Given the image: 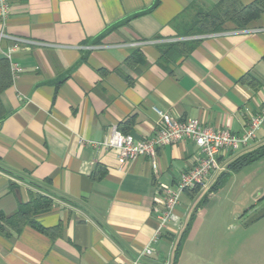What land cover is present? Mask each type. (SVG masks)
<instances>
[{
    "label": "crops",
    "instance_id": "crops-1",
    "mask_svg": "<svg viewBox=\"0 0 264 264\" xmlns=\"http://www.w3.org/2000/svg\"><path fill=\"white\" fill-rule=\"evenodd\" d=\"M219 1L9 0L0 58L22 70L0 95V214H13L30 192L52 207L35 216L47 233L29 225L0 233V264H132L147 244L153 253L139 264H201L185 242L205 221L199 206L231 161L264 144V124L247 146L217 155L204 189L181 193L179 231L164 228L153 242L159 188L197 163L198 147L175 142L154 159L120 163L94 143L113 127L135 140L152 136L153 107L243 131L264 103V11L243 28L228 21L219 32H187L197 10Z\"/></svg>",
    "mask_w": 264,
    "mask_h": 264
},
{
    "label": "built area",
    "instance_id": "built-area-1",
    "mask_svg": "<svg viewBox=\"0 0 264 264\" xmlns=\"http://www.w3.org/2000/svg\"><path fill=\"white\" fill-rule=\"evenodd\" d=\"M9 13V0H0V21L2 24L5 23ZM2 37L8 36L0 31V38ZM10 39L16 43L39 44L21 38L10 37ZM6 60L9 62L10 74L12 78H15L22 68L17 63L10 61L9 56ZM152 109L159 116L157 129L152 136L135 140L129 134H122L113 127L104 140L94 143V145L115 150L120 163L129 162L139 156L154 159L157 148L175 142L191 140L198 147L200 156L197 163L180 175L175 186L159 188L161 197L156 198V202L160 204L161 208L158 215L159 224L151 239L153 242L158 240L161 230L164 228H172L175 232L179 231L176 225L178 218L174 214L179 197L185 190L206 187L208 175L212 171L219 170L217 160H215L217 155L222 151L245 147L255 138L256 130L264 124V103L260 110L248 115L247 126L240 133H233L228 129H210L199 120L192 118L179 120L159 108L153 107ZM153 167L155 168L154 165ZM152 253V246L147 244L134 258L132 264H139L142 257Z\"/></svg>",
    "mask_w": 264,
    "mask_h": 264
},
{
    "label": "rangeland",
    "instance_id": "rangeland-1",
    "mask_svg": "<svg viewBox=\"0 0 264 264\" xmlns=\"http://www.w3.org/2000/svg\"><path fill=\"white\" fill-rule=\"evenodd\" d=\"M234 173L200 204L197 235L183 239L201 264H264V157Z\"/></svg>",
    "mask_w": 264,
    "mask_h": 264
},
{
    "label": "trees",
    "instance_id": "trees-1",
    "mask_svg": "<svg viewBox=\"0 0 264 264\" xmlns=\"http://www.w3.org/2000/svg\"><path fill=\"white\" fill-rule=\"evenodd\" d=\"M264 11V0H254L249 4H242L239 0H220L211 9L197 10L192 24L188 28L189 33L203 34L219 32L226 22H232L238 28H243L251 21L257 19ZM7 59V58H6ZM4 57L0 58V95L12 84L9 62ZM5 116V109L0 99V120ZM264 157V144L256 149L244 153L231 161L210 191H217L229 178L231 173L240 170L242 167ZM200 187L192 189L197 194ZM52 207L50 198L30 192L28 201L19 204L17 210L9 215L0 214V233L8 234L9 231L19 233L26 225L47 233V229L35 222V216L48 211ZM177 250V249H176Z\"/></svg>",
    "mask_w": 264,
    "mask_h": 264
}]
</instances>
